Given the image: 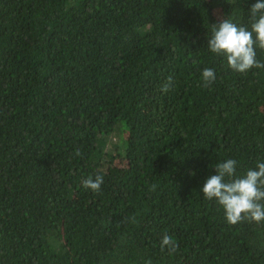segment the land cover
I'll return each mask as SVG.
<instances>
[{"label":"trees","instance_id":"obj_1","mask_svg":"<svg viewBox=\"0 0 264 264\" xmlns=\"http://www.w3.org/2000/svg\"><path fill=\"white\" fill-rule=\"evenodd\" d=\"M256 2L0 0V264H264V224L202 194L264 162V68L207 46Z\"/></svg>","mask_w":264,"mask_h":264},{"label":"clouds","instance_id":"obj_2","mask_svg":"<svg viewBox=\"0 0 264 264\" xmlns=\"http://www.w3.org/2000/svg\"><path fill=\"white\" fill-rule=\"evenodd\" d=\"M250 28L238 25L232 19H222L212 25V36L208 39V49L216 56L226 58L228 67L238 73H247L253 68H264V63L256 56L257 46L264 49V0H257L250 8ZM216 80L215 70L205 68L202 81L205 88ZM173 77L169 75L161 87L164 93L172 90ZM79 157L82 154L76 151ZM237 160L227 159L215 166L214 175L206 178L202 194L207 200H215L223 209L225 220L229 225L241 223L264 224V162H257L255 169L249 168L243 175H237ZM103 176L88 177L83 187L99 193L103 184ZM156 185L150 186L155 191ZM134 219V218H133ZM161 250L167 249L174 254L179 245L165 234L161 241ZM144 264H152L149 259Z\"/></svg>","mask_w":264,"mask_h":264}]
</instances>
